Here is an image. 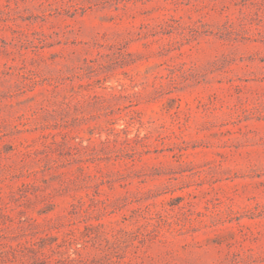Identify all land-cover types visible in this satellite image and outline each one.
Here are the masks:
<instances>
[{
	"label": "rangeland",
	"instance_id": "374dc122",
	"mask_svg": "<svg viewBox=\"0 0 264 264\" xmlns=\"http://www.w3.org/2000/svg\"><path fill=\"white\" fill-rule=\"evenodd\" d=\"M0 264H264V0H0Z\"/></svg>",
	"mask_w": 264,
	"mask_h": 264
}]
</instances>
